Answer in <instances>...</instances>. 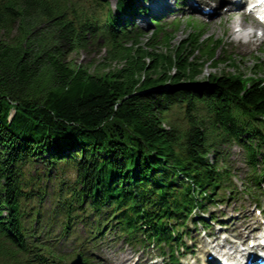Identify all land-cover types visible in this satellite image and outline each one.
<instances>
[{
  "label": "trees",
  "instance_id": "obj_1",
  "mask_svg": "<svg viewBox=\"0 0 264 264\" xmlns=\"http://www.w3.org/2000/svg\"><path fill=\"white\" fill-rule=\"evenodd\" d=\"M96 5L0 0V264H66L65 242L81 241L76 221L96 232L111 223L131 241L141 220L150 239L171 240L179 220L230 184L219 155L210 160L224 141L244 149L252 186L264 181L255 174L257 157L264 162L261 69L207 72L224 59L236 66L202 28L177 40L178 22L157 23L144 40L116 32L111 11ZM98 37L107 65L77 62ZM33 162L71 167L75 183L58 180L49 194L45 172H24ZM45 195L55 206L43 207Z\"/></svg>",
  "mask_w": 264,
  "mask_h": 264
},
{
  "label": "rangeland",
  "instance_id": "obj_2",
  "mask_svg": "<svg viewBox=\"0 0 264 264\" xmlns=\"http://www.w3.org/2000/svg\"><path fill=\"white\" fill-rule=\"evenodd\" d=\"M78 4L82 8H91L94 5V2L92 0H76ZM116 2V0H111L109 5L113 7V4ZM172 2V1H171ZM176 8V7H175ZM178 8V6H177ZM235 16V15H234ZM234 16H228V14H224L222 17L215 18L211 20L209 23H204L202 18H196L193 17L192 20L197 21L199 24L202 23L206 25V27L203 29V33L206 34L208 38H212L213 40H219L221 41V46L217 49L218 56L226 57L230 56L235 63L236 69L228 66L230 61L228 59H224L220 62L219 67L216 69H208L207 72H215L220 73V71L226 70V72L231 73H240L242 75H249L253 73L251 71V68L255 71H259L256 76L257 78H264V41L259 43V41H254L253 39L250 40L249 43L246 42H239L238 41V35H237V29L246 27L249 25H253L251 22V18L248 16L242 15L240 18H237L241 21L240 24L242 27H236L237 23L234 21L236 18ZM191 20L190 14H185L184 17L180 21V26L178 29V33L176 34L177 40H183L186 38L187 33L192 30L188 25L187 21ZM171 20V18L163 20L162 22H167ZM140 24H143L142 20H138ZM170 23V22H169ZM168 23V24H169ZM137 24V28H139V24ZM191 26H195V22H189ZM145 32L144 40H146L152 32L156 29L155 23L148 24L145 27H140ZM264 38V36H263ZM263 43V44H262ZM100 40L98 39L96 43L93 45L91 44L86 50L80 51L76 56L74 55V59L79 63H91V65H103L105 62V59H103V56L106 54V48L100 45ZM104 44V43H103ZM262 44V45H261ZM261 45V46H260ZM225 55V56H224ZM106 63V62H105ZM259 64V65H258ZM107 65V63L105 64ZM105 70H108V68H105ZM221 151L223 153H226L228 156V159L226 161V164L230 166L232 169H235L236 175L234 174V170L232 171L233 175L236 177L234 178L235 181H238L239 183H242V177L246 176L248 169L245 164V153L241 146L231 143L229 145H224L223 148H221ZM34 168H37L38 174L42 175L45 172V175H48L50 178L46 182V187L49 189V194L51 193V188H53L54 185H56L58 180L63 179L66 183H69V185H73L75 183V176L76 171L71 167H64L59 170L52 169V168H45V166L41 162L34 163L29 166H26L24 169V172H27V169L31 171V173H34ZM47 170V171H46ZM28 173V172H27ZM240 187V186H238ZM242 189V187H240ZM237 192H233L232 197L230 198L227 205L224 206V211L228 212V214H233V209H241L242 213L235 212L236 218L233 220V222L229 225V223L226 224L227 227L231 228L233 224H240L244 222V218H242V215H249L250 218L255 219L256 214L254 211L249 210V202L247 201V196L242 194L240 191L242 190H236ZM248 191V190H247ZM228 194V193H227ZM33 206H37V203L32 202ZM55 197L51 195H45L44 201H43V207L45 209H48L50 206H55ZM264 205V202L262 203ZM216 215H219L220 212L217 210L215 212ZM210 221V219H208ZM218 221V220H217ZM214 222V221H213ZM226 222H229V220H226ZM75 235L78 234L79 238L82 239V241L87 238L88 236V229L92 228V225H86L82 223L81 221L75 222ZM197 227V232H199V226ZM201 228V226H200ZM214 227L212 225V222L210 223V226L208 227V231L213 232L214 236L217 237L220 235L217 230H214ZM57 227L55 231H57ZM108 229L104 228L101 233L103 234L100 240L98 241L97 247H95L93 250L90 248H87L83 246L82 249L84 256L88 259L89 262H93L94 264H106L103 261L102 257L108 258L107 261H109V264H130L134 262L136 259V255L138 254V251L142 248L140 245H137L135 247H132L130 245H127L124 240L115 239L114 233L112 231H107ZM142 232L140 233V236H142ZM195 235V230H192L190 233V236ZM257 235V234H256ZM191 240V239H189ZM184 241H186V238H184ZM82 242L81 241H73V239H69L65 245L64 249H62L63 253L66 254L67 262L71 261L74 258V254L79 252V246ZM76 244V246L74 245ZM76 251H74L72 254L70 252L75 248ZM137 253V254H136ZM140 255V253H139ZM146 257V254L145 256ZM143 257V258H144Z\"/></svg>",
  "mask_w": 264,
  "mask_h": 264
},
{
  "label": "bare ground",
  "instance_id": "obj_3",
  "mask_svg": "<svg viewBox=\"0 0 264 264\" xmlns=\"http://www.w3.org/2000/svg\"><path fill=\"white\" fill-rule=\"evenodd\" d=\"M150 3L152 4L151 6V12L152 13H157V14H164L166 13L169 8H170V1L169 0H150ZM189 3L190 0H189ZM236 5V4H235ZM191 9V7H189ZM241 15L239 13H236V15L234 16V18H236V20H234L236 23H237V26H241V25H238L241 23L240 20H238L237 18H240ZM165 172L164 170H162V173ZM138 263H142V261L140 259H138L137 261Z\"/></svg>",
  "mask_w": 264,
  "mask_h": 264
},
{
  "label": "water",
  "instance_id": "obj_4",
  "mask_svg": "<svg viewBox=\"0 0 264 264\" xmlns=\"http://www.w3.org/2000/svg\"><path fill=\"white\" fill-rule=\"evenodd\" d=\"M102 1H106V0H102ZM70 264H83V263H82L81 257L77 256L73 261H71Z\"/></svg>",
  "mask_w": 264,
  "mask_h": 264
}]
</instances>
